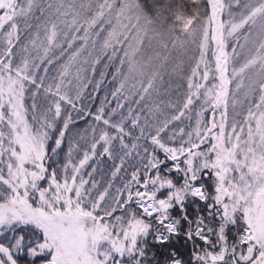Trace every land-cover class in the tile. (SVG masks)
<instances>
[{
	"label": "snow or ice",
	"instance_id": "snow-or-ice-1",
	"mask_svg": "<svg viewBox=\"0 0 264 264\" xmlns=\"http://www.w3.org/2000/svg\"><path fill=\"white\" fill-rule=\"evenodd\" d=\"M0 264H264V0H0Z\"/></svg>",
	"mask_w": 264,
	"mask_h": 264
},
{
	"label": "rangeland",
	"instance_id": "rangeland-1",
	"mask_svg": "<svg viewBox=\"0 0 264 264\" xmlns=\"http://www.w3.org/2000/svg\"><path fill=\"white\" fill-rule=\"evenodd\" d=\"M89 92H91V88L88 90ZM104 95H105V92L102 90L100 93H98V95H97V98L95 99V100H92V99H90L87 95L85 96V98L83 99V101H82V103L84 104V105H86V106H92V108H93V110L92 111H95V109H96V107L99 105V103H100V100L104 97ZM111 163V161L109 162V164ZM101 167H104V166H101ZM104 169H107V168H104ZM109 175H110V173H109ZM98 177H101V178H99V179H102V178H104V179H106L107 178V176H102L101 174L100 175H98L97 176V178Z\"/></svg>",
	"mask_w": 264,
	"mask_h": 264
},
{
	"label": "trees",
	"instance_id": "trees-1",
	"mask_svg": "<svg viewBox=\"0 0 264 264\" xmlns=\"http://www.w3.org/2000/svg\"><path fill=\"white\" fill-rule=\"evenodd\" d=\"M89 106V105H88ZM113 106H115L114 105V103H113ZM91 108V110H93V108H92V106L90 107ZM88 124H89V118H86L85 120H79L74 126H73V130L74 131H81V132H83L87 127H88ZM63 155V154H62ZM109 162L110 161H107L104 165H102V166H104V167H102V168H108L110 165H111V163L109 164ZM98 175H100V174H98ZM97 175V176H98ZM99 178H101V177H98L97 179H99ZM182 251H183V249H181Z\"/></svg>",
	"mask_w": 264,
	"mask_h": 264
}]
</instances>
